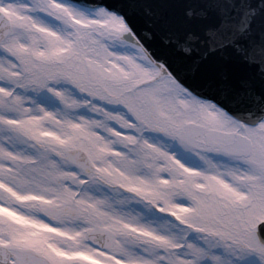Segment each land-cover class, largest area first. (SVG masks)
Wrapping results in <instances>:
<instances>
[{
  "label": "flooded vegetation",
  "instance_id": "flooded-vegetation-1",
  "mask_svg": "<svg viewBox=\"0 0 264 264\" xmlns=\"http://www.w3.org/2000/svg\"><path fill=\"white\" fill-rule=\"evenodd\" d=\"M19 2L14 23L0 7V264L264 261V121L194 97L103 9Z\"/></svg>",
  "mask_w": 264,
  "mask_h": 264
},
{
  "label": "water",
  "instance_id": "water-1",
  "mask_svg": "<svg viewBox=\"0 0 264 264\" xmlns=\"http://www.w3.org/2000/svg\"><path fill=\"white\" fill-rule=\"evenodd\" d=\"M64 1L119 17L143 54L195 96L242 123L264 119V0ZM8 29L0 14V41ZM82 156L70 160L84 168ZM256 237L264 248V222Z\"/></svg>",
  "mask_w": 264,
  "mask_h": 264
},
{
  "label": "rangeland",
  "instance_id": "rangeland-1",
  "mask_svg": "<svg viewBox=\"0 0 264 264\" xmlns=\"http://www.w3.org/2000/svg\"><path fill=\"white\" fill-rule=\"evenodd\" d=\"M6 2H8V0H0V7L4 10V13H6V12H10V14H9V17L12 19V21H13V23L14 22H17V19L16 18H14L13 17V15L14 14H16V13H18V11L16 10L14 13L12 12V10H13V8H17V7H19L18 9H20V8H25V6H23V5H21V2H19V3H15V4H7V5H5V3ZM16 32V31H15ZM17 33V32H16ZM16 33H14L12 36H11V38H10V40L12 41V40H14V39H16ZM201 111V110H200ZM199 111V112H200ZM207 112H210L209 110H206V112L204 111V113H202V120H204V121H209V118H207L206 116H210V114H208ZM196 114V113H195ZM194 114V115H195ZM179 118V117H178ZM181 118L182 119H184V118H186L185 116H181ZM217 118L219 119V120H221V117H220V114H218L217 113ZM193 120H194V117L192 118ZM68 123H79V125H80V127H79V130H80V134L82 135V134H84V135H91V133H90V129H89V127H88V124H87V122H85V121H79V118L78 119H74V121L73 122H68ZM202 125H206V126H209V127H211V128H214V129H220V127H221V123H201ZM220 126H218V125ZM34 125V124H33ZM97 178H99L101 181H103L104 182V178L102 177V176H98ZM162 257H160V259H161ZM255 262H256V264H258V263H264V261H263V258L262 257H260V256H256L255 257Z\"/></svg>",
  "mask_w": 264,
  "mask_h": 264
}]
</instances>
